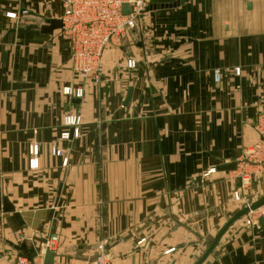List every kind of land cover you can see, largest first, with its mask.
Masks as SVG:
<instances>
[{"label": "crops", "instance_id": "crops-1", "mask_svg": "<svg viewBox=\"0 0 264 264\" xmlns=\"http://www.w3.org/2000/svg\"><path fill=\"white\" fill-rule=\"evenodd\" d=\"M27 1L35 9L49 5L56 19L63 12L62 0H0V264L30 254L51 233L59 236L55 264H90L101 242L108 264H194L205 250L197 256L199 243L206 248L205 238L232 216L225 217L230 192L242 183L238 160L258 139L253 124L264 93V0L247 1L248 13L235 20L202 10L210 0L149 9L173 55L139 61L136 72L120 61L114 75L117 54L110 51L101 82H85L81 99L55 93L82 118L78 137L68 140L59 139L65 112L38 96V78L49 71L48 39L59 30L40 27L54 17L30 11L40 25L6 26L11 4ZM11 41L29 45L11 49ZM11 50L18 55L7 67L14 78L6 80ZM22 67L28 68L23 85ZM214 69L222 70L220 82ZM21 100L27 109L17 108ZM53 146L64 156L53 155ZM232 163L233 170L220 169ZM246 170L242 191L262 194L264 164ZM222 220L215 232L208 226ZM201 264H264V227L235 221Z\"/></svg>", "mask_w": 264, "mask_h": 264}, {"label": "built area", "instance_id": "built-area-1", "mask_svg": "<svg viewBox=\"0 0 264 264\" xmlns=\"http://www.w3.org/2000/svg\"><path fill=\"white\" fill-rule=\"evenodd\" d=\"M123 4L129 8L128 14L122 13ZM146 5V0H62L63 12L59 17L62 26L59 30L63 32L68 41L71 69L80 81L77 86L63 87L62 94L80 99L85 93L84 82L93 81L95 84L100 82L105 55L109 49L116 48L124 41L128 32L135 27L138 17L146 11ZM126 64L127 67L132 68L135 66V61L130 58ZM213 77L216 82L219 81V69L213 70ZM81 124L80 114L66 113L62 117V125L65 130L60 134V140L77 138ZM253 127L258 139L247 147L245 155L238 160L237 166L241 169L239 176L242 183L231 193L233 202L237 203L242 199L245 201V206L248 205V202L243 200L242 190L247 187L249 180L246 166L264 164V102L256 115ZM31 153L34 154L33 149ZM51 153L56 156H64L63 149L54 146L51 148ZM63 163L66 164V157L63 158ZM262 217H264V203L249 209L242 216V222L245 226H250L257 224ZM58 242V234L51 233L35 245L30 254L16 255L11 264H44L45 254L49 252L54 256L57 252ZM97 250L90 264H108L109 255L106 253L105 244L100 243ZM53 264L55 263L53 262Z\"/></svg>", "mask_w": 264, "mask_h": 264}, {"label": "rangeland", "instance_id": "rangeland-1", "mask_svg": "<svg viewBox=\"0 0 264 264\" xmlns=\"http://www.w3.org/2000/svg\"><path fill=\"white\" fill-rule=\"evenodd\" d=\"M247 1H253V3H254L257 0H210V3L207 2L208 4L206 6H202V10L206 7L207 9H211L212 14L214 16L224 14L228 18H230V19L232 18L235 20L238 15L248 13L246 10V6H245V3ZM146 2H147L146 11H144L138 17V20H137L135 27L128 32L127 37L124 39V41L119 46H117L116 48H113V49H109V52L105 55V57L103 59V68H102V71L100 74V82H101V77H102L104 70L106 68L105 67V60H106V57L109 56L110 51H113V53L116 52V54H117V61H115L116 63L113 64L114 75L118 74V71L116 68H120V66L119 67L117 66L118 63H120V61H122L125 65V67H127L126 61L130 58L133 59L135 61V66L132 68L136 67V70H137L139 61H145V63H157L159 61H162L163 56L171 57L173 55V50L171 48H169L168 45L163 44L162 36H159V34H156L157 23L151 19L150 13H149L150 12L149 11V5L152 2L150 0H146ZM18 3H19V5H18ZM18 3L15 2L14 4H11L12 12L11 13L7 12L5 14V15L10 16L9 17L10 21H8L6 23L7 27H14L17 29L18 28L22 29V28H24V26H27V25H33V24L40 25V23L43 22L42 19L39 17H36L34 15H31L32 12H30V11H33V12L38 13V14L41 11L40 14L43 16L47 15L48 17H54V18L57 17L56 13L47 4L44 5V7L39 6V8L37 7V9H35L33 4L31 5V2L27 1L26 3H22V4L20 2H18ZM198 8H199L198 5H196L195 7L193 6L191 11L195 13V12H197ZM186 12H190V10L188 9ZM10 14H12L13 16H11ZM48 17H46V18H48ZM226 23H228V22H226ZM232 24H236V23L235 22L230 23V25H232ZM249 26L251 27V23H249ZM220 29H221V27H220ZM165 40H168V39H165ZM171 40L172 39H170V41ZM48 43H52V46H51L50 50L48 51V55H47L48 60H49V64H48L49 71L47 73V77L45 75H43V76H41V78H38V81L39 80L42 81L41 87L38 88V94L40 93V95H38V96L39 97L44 96V98H48V99L52 98V102H49V105L52 103L50 107L55 109V110L61 109L63 111V113L65 112L64 113V115H65L66 113H71V111L74 110V108L73 107L65 108L64 104L61 102V99H59V100L56 99L55 93H62L63 87L66 86V85H63L64 83H67L70 81L69 82L70 84L67 86H73V85L77 86L80 83V81L75 75H73V72L71 69V61H70L71 55H70L69 44H68V41L65 38L63 32L61 30H56L54 32V34L48 39ZM61 43H62V45H61ZM14 45H17V46H15L17 48L20 46L21 47H27L29 45V42L28 41H26V42L21 41V43H20V41H19L18 44H14V43H12V41L9 43L6 42V46L11 48V49H13ZM63 45L65 46V49H66V51H68L69 55H67L65 52H63V49H62ZM6 51H7V49H6ZM17 53L18 52H15V50H11L10 52H6V55H5V58H6V61H5L6 80H10V79L14 78V74L11 71H7V67L9 66V63H10L9 61L11 59H14L17 57V55H18ZM127 68H129V67H127ZM132 68H131V70L136 72V70H133ZM219 70H221V69H219ZM119 72L122 76H123V73H127L124 71L123 72L119 71ZM234 73L239 74V70L237 68L234 69ZM11 75H12V78H11ZM18 78L21 81L20 82L21 85H23V80L25 81V79H28V68L27 67L21 68V72H20V75L18 76ZM88 82H90V81H88ZM123 82L121 83V87L127 85L128 82H130V81L128 80L127 83H124V84H123ZM217 82H220V81H217ZM92 83H93V81H92ZM83 85H85V82L83 83ZM22 88H23V86H22ZM84 92H85V86H84ZM263 102H264V93L262 95L261 103H260V106L257 110V113L261 107V104H263ZM9 104H13V103H9ZM15 104H16L17 108H20V109H27L28 108L27 101L21 100L19 102H16ZM249 194L250 193L247 191H246V193H244L242 191V196H243L242 198H244L243 200H246V202H248V203L255 201V200H258L259 198L264 196V191L262 192V194H259L257 196H253V197H250ZM244 206H245V201H242V199L240 202H237V203L233 202L231 192H230L229 209L231 210V213L229 215H225V217L231 216V214L233 215L234 214L233 212H235V211L237 212L239 209H241ZM230 210H229V212H230ZM242 219L243 218L241 217L240 219L237 220L241 225H243ZM222 223H223V220H222V222L208 223V226L212 227L211 230L213 232H215L221 226ZM208 234H209V232H208ZM214 234L212 236L208 235L210 237L207 236L205 239H207L208 241L211 240L213 238ZM101 244H103V242H101ZM203 249H205V245L201 246V243H199L197 256H199L201 254ZM106 253L109 255V253L107 251H106ZM109 258H110V255H109ZM92 260H93V258H92Z\"/></svg>", "mask_w": 264, "mask_h": 264}, {"label": "water", "instance_id": "water-1", "mask_svg": "<svg viewBox=\"0 0 264 264\" xmlns=\"http://www.w3.org/2000/svg\"><path fill=\"white\" fill-rule=\"evenodd\" d=\"M185 1L186 0H176L175 2H173L171 4H167V5H157V4L150 5L149 9L177 6V5L184 3ZM122 13L123 14L129 13V8L126 4L122 5ZM61 26H62V23H61L60 19L52 18V19H48V21L40 27V30L42 32H45V33H51L55 29H60ZM130 95H131V88H128L123 105H126L128 103V101L130 99ZM234 168H235V164L232 163L229 165H224L220 169H222V170H233ZM2 201H3L4 208H6V210L7 209L10 210L11 207L8 205V202L6 201V199H2ZM263 203H264V196H262L258 200L249 202L248 205L242 207L237 212H235L224 223V225L218 230L216 235L211 240L208 241L205 250L203 251V253L200 255V257L197 259V261L194 264H201L205 260V258L208 256V254L212 251L215 244L219 241L221 236L224 234V232L228 229V227L232 223H234L235 221L240 219L243 215H245L249 209L256 208ZM258 222L260 223V225H262V227H264V217L260 218ZM53 259H54L53 254L47 252L44 256V264H53Z\"/></svg>", "mask_w": 264, "mask_h": 264}]
</instances>
